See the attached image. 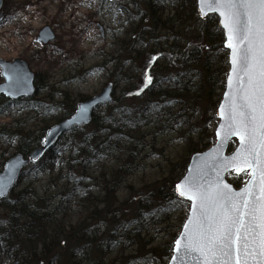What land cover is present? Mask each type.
I'll return each instance as SVG.
<instances>
[{
	"label": "trees",
	"instance_id": "obj_1",
	"mask_svg": "<svg viewBox=\"0 0 264 264\" xmlns=\"http://www.w3.org/2000/svg\"><path fill=\"white\" fill-rule=\"evenodd\" d=\"M134 8L115 108L104 115L97 109L89 125L65 134L0 200V251L11 264H166L171 257L188 204L175 185L190 157L214 142L228 54L218 18L201 19L196 0H137ZM146 74L152 80L144 87ZM38 81L40 92L44 85ZM60 98L55 106H40L45 116L53 108L59 116L38 135L0 129V138L17 141V152L28 157L52 124L74 112L75 101L66 92ZM68 136L65 151L62 139ZM167 138L180 142L182 154L167 160L165 170L158 165L155 177L136 182L144 153L157 151ZM62 152L68 173L57 176L65 181L54 193L45 188L40 194L33 184L21 187L53 173ZM1 159L3 166L8 157ZM228 179L240 187L247 175ZM75 205L81 213L73 220Z\"/></svg>",
	"mask_w": 264,
	"mask_h": 264
},
{
	"label": "rangeland",
	"instance_id": "obj_2",
	"mask_svg": "<svg viewBox=\"0 0 264 264\" xmlns=\"http://www.w3.org/2000/svg\"><path fill=\"white\" fill-rule=\"evenodd\" d=\"M135 1L137 0H4L0 11V58L6 61L16 58L26 60L31 70L37 73L38 82L44 88L33 98L22 102H12L0 97L1 132L25 129L34 136L38 135L45 123L59 116L54 108L50 116H45L40 106H55L61 101L62 92H66L70 100L77 104L81 98L92 97L113 82L116 92L114 98L121 97L120 91L124 84L115 81L118 79L120 64L123 59L127 60L123 55V45L124 41L132 37L131 17ZM78 15L79 19L73 21ZM44 26L51 27L56 35L55 40L47 45L37 40V35ZM129 65L130 62L127 61L125 70ZM2 81L0 76V82ZM116 103L114 100L113 103L102 106L98 113L104 115L113 110ZM70 136L68 140L62 139L65 140V151L70 145ZM171 140L164 139L157 151L144 153L145 167L139 172L136 182L155 177L160 173L158 165H165L167 160H174L181 153L180 142ZM16 152L17 141L10 143L0 138V163L4 162L2 156L7 158ZM63 157L64 152L61 153L53 173L43 175L33 183L30 179L25 180L21 187L33 184L40 194L45 192V188L54 193L65 181L58 180L57 176L61 172L68 173ZM165 167L166 165L163 170ZM2 169L3 166H0V170ZM53 178L58 181H51ZM185 207L187 212L188 204ZM3 213L0 209V216ZM80 213V207L73 206V220ZM11 262L0 251V264Z\"/></svg>",
	"mask_w": 264,
	"mask_h": 264
},
{
	"label": "snow or ice",
	"instance_id": "obj_3",
	"mask_svg": "<svg viewBox=\"0 0 264 264\" xmlns=\"http://www.w3.org/2000/svg\"><path fill=\"white\" fill-rule=\"evenodd\" d=\"M200 10L202 15L206 10L220 14L231 49L229 92L219 114L225 118L221 128H227L226 138L239 136L241 147L231 157H222L219 168L242 163L252 169L253 180L237 192L220 179L219 171L213 179L204 171L185 177L176 191L193 201L191 216L175 241L172 260L264 264V0H200ZM145 80L147 87L152 76L146 74ZM86 112L82 107L81 118ZM9 168L10 182L15 165ZM5 187L0 178V196Z\"/></svg>",
	"mask_w": 264,
	"mask_h": 264
},
{
	"label": "water",
	"instance_id": "obj_4",
	"mask_svg": "<svg viewBox=\"0 0 264 264\" xmlns=\"http://www.w3.org/2000/svg\"><path fill=\"white\" fill-rule=\"evenodd\" d=\"M4 0H0V11L3 7ZM197 12L201 19L206 20L210 15H215L219 20V26L223 30L225 38V48L228 51V72L225 80V89L221 98V101L216 109V117L218 119L217 125L214 130V144L205 151L194 153L187 165V169L181 179L175 185V193L179 199L187 201L189 204V210L186 219L184 220L181 230L176 236L175 241L184 231V225L187 223L189 217L191 216V208L193 201L187 197H180L176 191V186L185 179V177L190 174L196 175L197 173L204 171L207 173V178H215V174L219 171L220 179L225 183L231 185L232 189L239 192L246 185H248L252 180V169L247 165L242 163L238 166H229L227 170H220L219 165L221 163L222 157H231L237 152L241 147L240 137L237 135H231L226 138L227 128H221V125L225 123V118L219 114L221 105L225 104L226 93L229 92L228 78L232 75V63H231V49L227 47V31L224 29L221 23L222 17L218 12H209L206 10V14L202 15L200 10V0H197ZM56 35L49 26L43 27L37 36L38 41L43 44H48L55 39ZM0 75L4 79L0 82V96H5L11 100H17L20 98H31L37 93L36 73L30 69L29 63L26 60L16 58L13 61H6L0 58ZM233 82H235V77H233ZM114 84H107L98 94L77 104V107L73 114L67 118L50 126L44 137L42 145L34 148L29 157H25L21 152L12 155L6 161L2 170H0V178L4 180L6 187L4 188V194L0 196V200L5 199L11 191L14 189L17 181L20 178L22 170L32 162H37L46 153L47 150L52 148L55 143L67 132L71 131L75 127L86 126L91 123L93 119V113L98 108L105 104L112 103L114 101ZM86 107L87 112L83 114L81 118V108ZM48 142L45 144L44 141ZM221 141L223 145L221 146ZM234 144L235 147L232 149L231 145ZM39 154V159H34L35 156ZM10 165H15L14 174L11 176L9 182V171ZM234 173L235 175L246 174L247 181L241 187L237 188L232 182L229 181L228 175ZM257 179V183H258ZM175 255L174 246L173 252L168 260L167 264H174L172 256Z\"/></svg>",
	"mask_w": 264,
	"mask_h": 264
},
{
	"label": "bare ground",
	"instance_id": "obj_5",
	"mask_svg": "<svg viewBox=\"0 0 264 264\" xmlns=\"http://www.w3.org/2000/svg\"><path fill=\"white\" fill-rule=\"evenodd\" d=\"M72 11H74V12H76L73 8L71 9ZM71 14H73L72 12H71ZM73 16H75L74 14H73ZM69 17V16H68ZM76 18H78L79 19V15H78V17H75L74 19H72L73 21H75V19ZM75 24V23H74ZM76 25H78V24H76Z\"/></svg>",
	"mask_w": 264,
	"mask_h": 264
},
{
	"label": "flooded vegetation",
	"instance_id": "obj_6",
	"mask_svg": "<svg viewBox=\"0 0 264 264\" xmlns=\"http://www.w3.org/2000/svg\"><path fill=\"white\" fill-rule=\"evenodd\" d=\"M37 80H38V78H37Z\"/></svg>",
	"mask_w": 264,
	"mask_h": 264
}]
</instances>
